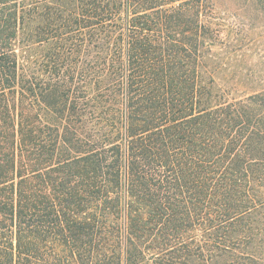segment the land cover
I'll use <instances>...</instances> for the list:
<instances>
[{
  "label": "trees",
  "instance_id": "1",
  "mask_svg": "<svg viewBox=\"0 0 264 264\" xmlns=\"http://www.w3.org/2000/svg\"><path fill=\"white\" fill-rule=\"evenodd\" d=\"M221 34L213 0H0V264H264V88Z\"/></svg>",
  "mask_w": 264,
  "mask_h": 264
},
{
  "label": "rangeland",
  "instance_id": "2",
  "mask_svg": "<svg viewBox=\"0 0 264 264\" xmlns=\"http://www.w3.org/2000/svg\"><path fill=\"white\" fill-rule=\"evenodd\" d=\"M213 4L222 31L214 48L223 69L219 75L247 78L264 88V0H213Z\"/></svg>",
  "mask_w": 264,
  "mask_h": 264
}]
</instances>
